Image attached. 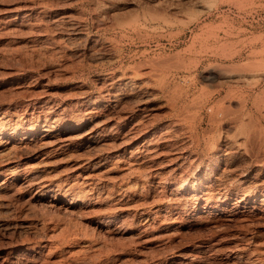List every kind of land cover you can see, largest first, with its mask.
<instances>
[{"label": "rangeland", "instance_id": "rangeland-1", "mask_svg": "<svg viewBox=\"0 0 264 264\" xmlns=\"http://www.w3.org/2000/svg\"><path fill=\"white\" fill-rule=\"evenodd\" d=\"M98 1L0 0V264H264L262 198L224 203L239 181L264 185V119L246 116L256 138L218 160L208 115L194 130L218 87L207 66L236 53L247 80L264 77V0ZM122 68L142 73L131 89Z\"/></svg>", "mask_w": 264, "mask_h": 264}, {"label": "bare ground", "instance_id": "bare-ground-1", "mask_svg": "<svg viewBox=\"0 0 264 264\" xmlns=\"http://www.w3.org/2000/svg\"><path fill=\"white\" fill-rule=\"evenodd\" d=\"M108 2H107V0H99L98 1V8H107L108 7ZM222 53H224V52H222ZM226 54V53H225ZM222 55H224V54H222ZM227 56V57H226ZM224 57H226L227 58V60L228 61H230V62H233V64H229V65H225V66H223L222 64L220 65V64H216V65H210V67H206L207 69H205V72H206V74H205V76L203 77V78H205L206 80H211V81H217L218 82V85H215V86H218V87H216L215 89V91L213 92V93H210V95L209 96H207L202 102H200L201 103V106L199 105V113H197V116H198V118L199 119H197L198 120V122L196 123V125L194 126V130L195 131H198V129H199V127H201L202 126V124H204L203 122H204V120H205V118H206V116L208 115V120H210V122H211V128L212 129H210L211 130V132L213 131V130H217L218 131V134L217 135H212V134H210L209 136H208V132H209V130L207 131L206 129H204V130H206L207 131V135L205 134L204 136H206V137H204L203 135V139H204V141L206 142V143H204V144H206V147H205V145H204V147L206 148V155L208 154L209 156H211V158L213 157L215 160H218L221 156H222V154L223 153H226V151H230V150H234V149H242V148H248V147H246L247 146V144H248V142H252L253 140H254V138H256V137H254V133H253V136L252 137H254V138H252V140L250 141V137H251V135H252V132L250 133V132H248L249 130H247V127H249V126H246L247 125V123H249V122H247L246 121V116H247V118H249V121H251V122H258L260 119H264V104H263V100H264V98L263 97H261L262 95H260V94H256V92H257V89L263 84L264 85V77L263 78H261L260 77V82L257 84V82L256 83H253L252 81H250L249 79L247 80V76H246V78H245V75L246 74H243L242 72H240L239 70H240V68L239 67H241V66H239V64L236 66V64H234V62L236 61V59H240L241 58V55L240 54H236V53H232V54H228L227 53V55H224ZM114 74H116V72L114 73ZM263 75H264V73H263ZM262 75V76H263ZM142 76V73H141V71H140V69L139 68H131V69H121V70H119V73L117 72V75H113V79L114 80H116V78H117V81H119V82H122V85H125V86H127L129 89H131L133 86H134V84H136V82L138 81V79L140 78ZM114 80H112V82L114 81ZM256 80V79H255ZM250 83H252V85L250 86V84H249V82ZM109 84V83H108ZM116 84V82H113V84L111 83L110 84V86L112 85L113 87H114V85ZM247 84H249V86L247 85ZM253 85H255V86H253ZM109 86V85H108ZM242 88H247L246 90H247V92H248V94L246 93V95H243V96H240V95H238V92H237V89H239V90H242ZM259 90V89H258ZM242 92L243 91H241V95H242ZM264 96V95H263ZM118 99H119V97H117ZM181 99V98H180ZM182 100V99H181ZM185 100V99H184ZM180 101V100H179ZM179 101H175L174 102V105L172 106L173 108L172 109H174V113L176 112V109L177 108H179V104H178V102ZM236 101H238V103L240 104V105H238V107L240 106V108L239 109H234V107H232L233 105H232V103L233 102H236ZM227 102H229L230 104H228ZM181 103H182V101H181ZM250 104L252 105V106H254L255 108L253 109V110H251L252 108L250 107ZM263 104V105H262ZM201 107V108H200ZM236 107V106H235ZM249 108H250V110H249ZM208 111H207V110ZM204 111H207V113L206 114H204ZM177 113V112H176ZM196 116V117H197ZM201 117V118H200ZM208 122V121H207ZM260 122V121H259ZM84 123H85V120L84 121H82V125H84ZM252 123V124H253ZM255 124V123H254ZM260 124V123H259ZM81 125V126H82ZM222 125L224 126V127H226V128H224V129H222V128H220V127H222ZM261 125V124H260ZM252 126V125H251ZM204 127V126H203ZM254 126H252V128H253ZM210 128V127H209ZM263 127H261L260 128V130L262 129ZM190 129H193V128H190ZM236 130L235 131V134H230V131L229 130ZM47 130V129H46ZM73 130H75V129H73ZM202 130V129H201ZM220 130H222V131H224V130H228L227 132H225V134H223L222 135V131H221V134L219 133V131ZM254 130V129H253ZM260 130H258L257 129V131H260ZM71 131V130H70ZM191 131V130H190ZM194 131V132H195ZM205 131V132H206ZM29 132V131H28ZM48 132V131H47ZM49 132H51V130L49 131ZM191 132H193V131H191ZM210 132V133H211ZM261 132V131H260ZM198 133H199V131H198ZM202 133H203V131H202ZM213 133V132H212ZM263 133V134H262ZM32 134V133H31ZM197 134V133H196ZM215 134V133H214ZM261 135H262V137H263V140L262 141H264V128H263V130H262V132L260 133ZM259 133H256V135H257V137H258V135H260ZM43 135V134H42ZM45 135V134H44ZM46 135H48V134H46ZM195 135V134H194ZM255 135V136H256ZM261 135L259 136V138L261 137ZM96 136V135H95ZM95 136H90V138L89 139H96V137ZM195 136H197V135H195ZM201 136V135H200ZM238 136L239 137H241V136H245V138L243 139V140H245L244 142L245 143H241V144H239V142H238ZM192 137V136H191ZM198 137V136H197ZM196 137V138H197ZM261 137V138H262ZM98 138H99V136H98ZM258 138V139H259ZM34 138L33 137H24V138H22V141H24V142H28V141H30V140H33ZM194 139V138H193ZM258 139H255V140H258ZM197 140V144L199 145V143H200V139H196ZM196 140H194V143H195V141ZM241 140V139H240ZM242 140V141H243ZM260 140V139H259ZM248 141V142H247ZM261 141V140H260ZM259 141V142H260ZM247 142V143H246ZM195 143V144H196ZM202 143V142H201ZM258 143V142H257ZM261 143V142H260ZM245 144H246V146H245ZM253 144V143H252ZM263 146V148H264V142L263 143H261ZM203 145V144H202ZM200 146V145H199ZM259 146V148H260V144L258 145ZM202 148H203V146H202ZM201 148V149H202ZM245 148H244V150H245ZM250 148V147H249ZM253 149H254V146L252 147ZM253 149H251V150H253ZM258 149V148H257ZM261 149V148H260ZM259 149V150H260ZM247 150L248 149H246V151L245 152H247ZM255 150V149H254ZM258 150V151H259ZM264 150V149H263ZM263 150H261V151H263ZM202 151V150H201ZM204 151V150H203ZM202 151V152H203ZM43 152V151H42ZM243 152V151H242ZM250 152V151H249ZM252 152V151H251ZM250 152V153H251ZM132 153V152H131ZM134 153V152H133ZM149 153V152H148ZM154 153H157V152H154ZM205 153V152H204ZM256 153V152H255ZM264 153V152H263ZM262 153V154H263ZM252 154V153H251ZM254 154V153H253ZM259 154V153H258ZM156 155V154H155ZM205 155V156H206ZM249 155V154H248ZM157 156V155H156ZM250 156V155H249ZM254 156V155H253ZM253 156H251V158L253 157ZM153 156H152V154H151V157H150V159L151 160H153V158H152ZM224 157V156H223ZM264 157V156H263ZM208 158V157H207ZM210 158V157H209ZM262 158V157H261ZM222 159V158H221ZM255 159H257L258 161H260L259 160V158H255ZM263 159V158H262ZM210 159H208V161H209ZM155 161V160H154ZM253 161V160H252ZM255 163H258V162H256V161H254ZM154 163V162H153ZM220 163V162H219ZM261 163V162H260ZM262 163H263V165H264V162H263V160H262ZM220 165V164H219ZM26 166V165H25ZM207 166L209 167L210 166V164H207ZM207 167V168H208ZM262 167V166H261ZM264 167V166H263ZM14 168V167H13ZM8 169V168H7ZM21 169V168H20ZM6 170V169H5ZM12 170V169H11ZM11 170L10 171H8L9 173L11 172ZM19 170V169H18ZM206 170V169H205ZM257 171V170H256ZM259 172V171H258ZM0 173H1V170H0ZM3 173V172H2ZM8 173V174H9ZM12 173V172H11ZM10 173V174H11ZM19 173V172H18ZM246 173V172H245ZM256 173V172H255ZM25 174H27V173H25ZM186 174V173H185ZM16 175V174H15ZM156 175V174H155ZM154 175V176H155ZM194 175V174H193ZM192 175V176H193ZM251 175V174H250ZM4 176V175H3ZM17 176H19V175H17ZM159 176V178H160V175H157V176H155V177H158ZM186 176V175H185ZM188 176V175H187ZM191 176V177H192ZM194 176H196V175H194ZM184 177V176H183ZM189 177H190V174H189ZM190 177V178H191ZM252 177V176H251ZM158 178V179H159ZM184 178H186V177H184ZM184 178L182 179V177L180 178V179H182V180H184ZM188 178V177H187ZM197 178V177H196ZM221 178V177H220ZM259 178V177H258ZM193 179V178H192ZM251 179V178H250ZM190 180V179H189ZM189 180L187 179V180H184V181H182L181 182V185L180 186H178L177 184H176V188H174L171 192H170V195H171V197H173L174 198V200L176 199V200H178V202H180L179 200H181L180 198H182V197H180L179 198V193H180V191L183 189V187H184V184H186V183H188L189 182ZM220 180V179H219ZM180 181V180H179ZM193 181V180H192ZM196 181V180H195ZM237 181V180H236ZM250 181H252V180H250ZM240 182V181H239ZM235 183V184H238V185H236V187L235 188H232L233 190H230L229 192H227V193H225L224 195H225V200H224V203L226 204L227 202H229V201H231L232 200V198H233V196L235 195L236 197H237V200H238V202H240V203H242V202H244L245 204L246 203H248L247 201H249V200H259L260 198H262V202H264V185H262V186H260V187H256L257 189L255 190V191H250V193L249 192H246L245 191V189L243 190L242 189V187L240 186L241 184H242V182H240V183ZM257 182V181H256ZM160 183V182H159ZM183 183V184H182ZM190 183V182H189ZM188 183V184H189ZM254 183V182H253ZM167 184V183H166ZM193 184V183H192ZM235 184H233V185H235ZM244 184V183H243ZM9 185V184H8ZM8 185H7V183L6 182H4V183H1L0 184V192H2L4 189H8ZM191 185V184H190ZM199 185H201V184H199ZM253 185V184H252ZM256 185V184H255ZM197 186V185H196ZM227 186V185H226ZM230 186V185H229ZM248 186V185H247ZM251 186V185H250ZM194 187V186H193ZM254 187V186H253ZM187 188H188V186H187ZM195 188V187H194ZM244 188V187H243ZM248 188V187H247ZM252 188V187H251ZM215 189V188H214ZM230 189V188H229ZM194 191V190H193ZM209 191V190H208ZM215 191H217V190H215ZM227 191V190H226ZM248 191V190H247ZM205 192H207V191H205ZM205 192H202L203 194L205 193ZM210 193H208L206 196H203V199H201V200H204L205 201V205H208V207H210L211 205H212V200H213V198H215L216 196L214 195V193H212L213 192V189H212V192L211 191H209ZM220 192V191H219ZM1 194V193H0ZM184 194V193H183ZM222 194V193H221ZM221 194H219L220 196H222ZM169 195V196H170ZM198 195H200V194H198ZM202 195V194H201ZM218 195V196H219ZM184 197V196H183ZM224 197V196H223ZM235 197V198H236ZM222 198V197H221ZM220 198V199H221ZM185 199V198H184ZM217 198H215V200H216ZM186 200V199H185ZM219 200V199H218ZM261 200V199H260ZM246 201V202H245ZM175 202V201H174ZM177 202V203H178ZM184 202V201H183ZM182 202V203H183ZM221 202H223V201H221ZM185 203V202H184ZM183 203V204H184ZM233 203V202H232ZM179 204V203H178ZM178 204H176V205H178ZM182 204V205H183ZM202 204V203H201ZM201 204H199V205H201ZM214 204H216V203H214ZM238 204V203H237ZM262 204H264V203H262ZM261 204V205H262ZM260 205V204H259ZM185 204H184V208H185ZM189 206V205H188ZM202 206H204V205H202ZM214 206V205H213ZM215 206H217V205H215ZM221 206V205H220ZM180 207H181V205H180ZM190 207V206H189ZM182 208V207H181ZM214 208V207H213ZM220 208V210H221V207H219ZM218 208V209H219ZM228 208V207H227ZM257 208V207H256ZM202 209V208H201ZM208 209V208H207ZM212 209V208H211ZM226 209V208H225ZM262 209V208H261ZM215 210V209H214ZM219 210V211H220ZM222 210H223V208H222ZM227 210V209H226ZM223 211H225V210H223ZM263 211H264V209H263ZM255 215V214H254ZM263 216V215H262ZM256 217H258L257 215H256ZM261 218V217H260ZM246 219V218H245ZM244 219V220H245ZM243 220V218L241 219V221H244ZM254 223V222H253ZM163 226H160L159 225V227H157V228H159L160 229V231H159V236H158V238L161 236V237H163V236H167V234L169 233V231H167V229H163L162 228ZM169 229V228H168ZM170 234H172V233H169V236L171 237V235ZM168 236V237H169ZM154 238H156L155 236H153ZM160 237V238H161ZM169 237V238H170ZM152 238V237H151ZM165 238V237H164ZM240 249V248H239ZM243 250V249H242ZM246 249H244V251H245ZM248 250V249H247ZM252 250V249H251ZM256 250V249H255ZM250 250H248V254L249 253H251V252H249ZM254 251V250H253ZM239 252V251H238ZM255 253L257 252V254H258V251L256 250V251H254ZM253 252V253H254ZM235 253V252H234ZM246 253V254H247ZM253 253H251V254H253ZM236 254V256H235V260H240L241 258H242V256H240L241 255V253H235ZM240 254V255H239ZM245 254V255H246ZM250 254V255H251ZM255 255V254H254ZM258 256V255H257ZM248 257H250L249 255H248ZM256 257V256H255ZM245 258V257H244ZM243 258V259H244ZM257 258H259V256L257 257ZM262 258H260V259H258V261H262L261 260ZM257 260V259H256ZM255 260V261H256Z\"/></svg>", "mask_w": 264, "mask_h": 264}]
</instances>
